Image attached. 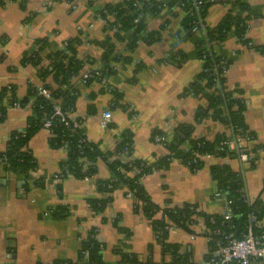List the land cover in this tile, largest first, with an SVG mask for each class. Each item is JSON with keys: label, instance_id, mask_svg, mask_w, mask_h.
Wrapping results in <instances>:
<instances>
[{"label": "crops", "instance_id": "obj_1", "mask_svg": "<svg viewBox=\"0 0 264 264\" xmlns=\"http://www.w3.org/2000/svg\"><path fill=\"white\" fill-rule=\"evenodd\" d=\"M120 1L0 0V87L13 83L17 85L18 96L23 98L30 84L43 85L37 67L21 64L24 54L31 52L38 40L48 42L43 51L46 56L79 37V57L93 61L87 64L86 70H99L103 48L98 42L113 33L106 29L100 12L106 5ZM236 1L211 0L206 24L215 28L228 11L249 17L247 38L250 46L232 32L217 42L215 50L231 62L226 73L229 87H238L244 92L247 123L257 136L256 140L244 144L253 148L264 145V52L257 49L264 47V0H248L247 12H241ZM182 18V13L173 16L168 9L149 18V30H156L169 21L161 40L152 45L141 42L132 54L126 51L124 43H117L122 53L132 56L130 64L118 65L117 72L101 83L87 86L76 79L81 95L71 117L86 118V133L91 142L99 143L106 150L113 149L123 132L130 130L135 141L134 156L153 161L169 153L162 142L152 139L155 129L171 136L179 124L195 123L196 110L205 99L183 93L197 79L202 62L197 55V39L188 35ZM126 37L130 39L131 33L128 32ZM178 50L187 54L181 64L172 60ZM43 63L48 65L49 60L45 59ZM138 66L143 67L135 74ZM86 70L83 75L88 72ZM48 82L53 83L50 78ZM108 86L122 93L128 111L113 105V94ZM91 106L96 108V113L88 114ZM104 108L111 113V123L106 129L100 125L102 114L107 113ZM132 111L134 114L131 115ZM30 115V105L9 109L6 120L0 123L1 151L7 148L13 132L25 131ZM195 127L196 138L213 139L226 130L223 124L211 118L196 123ZM49 138V131L42 129L29 142V149L38 162L37 170L29 179L0 166V264L75 261L91 228L98 230V239L105 245L103 257L107 264H121L120 250L136 253L143 261L152 257L157 262L166 260L170 263V256L164 254L161 244L156 241L149 220L136 210L134 200L125 195L124 189L113 193V201L102 214H94L89 209L87 199L107 195L97 187V179L112 177L109 166L100 162L98 175L92 179L59 181L56 175L61 171L67 150L52 147ZM215 163L229 164L233 170L241 171L238 158H212L196 172L182 160L174 159L168 169L147 175L143 183L160 205L167 200L178 206L190 202L206 213H223L224 201L215 197L217 182L210 172V165ZM244 178L247 191L255 200L261 194L264 180V150L259 151L254 167L246 163ZM37 179H44L45 187L36 186ZM61 182L60 195L58 185ZM63 206L71 207V215L65 218L55 215V211ZM117 220L129 234L117 226ZM169 241L181 244V251L192 253L195 262L203 260L209 250L205 237L198 233L192 239L181 228L171 229Z\"/></svg>", "mask_w": 264, "mask_h": 264}, {"label": "trees", "instance_id": "obj_2", "mask_svg": "<svg viewBox=\"0 0 264 264\" xmlns=\"http://www.w3.org/2000/svg\"><path fill=\"white\" fill-rule=\"evenodd\" d=\"M74 2L75 0H68ZM202 2L198 4L196 3ZM211 0H121L118 3L108 4L101 10L105 19L106 29L113 32L99 45L103 48L102 67L99 70H86L87 64L93 61L90 58H80L78 46L81 43L79 37L65 43L62 49L50 51L43 56V51L48 47L46 40H38L31 52L24 54L21 64H31L38 68L42 80V86L30 84L27 95L18 96L17 85L11 83L0 87V123L7 118L10 108L30 105L31 115L27 119V127L23 132H13L4 151L0 150V166L6 171L30 178L31 173L37 170L38 162L29 149V142L42 129L46 122L51 121L49 142L52 147H63L67 150V157L61 163V171L57 174L61 180L68 178L92 179L97 177L99 163L105 162L112 177L97 179V187L105 195L102 198H89L87 203L94 214H102L113 201V193L124 189L125 195L132 198L135 208L141 211L149 220L156 241L161 244L165 255L170 256V263L163 260L155 261L152 257L143 261L138 254L120 250L121 264H196L190 252H182L181 244L169 241L171 227L181 228L188 234H197L192 228L202 218L209 229V233L202 234L210 237L209 253L205 259L213 256L218 242H227L228 236L233 234L236 238L244 237L249 228L253 227L256 235H264V180L261 194L253 203H249L245 196L244 179L239 171H235L229 164H212L210 172L217 182V188L221 197L230 200V218L223 213H206L199 209L195 203L185 202L181 206L174 205L171 200L163 205L154 201L146 190L143 179L162 169H168L174 159H180L191 171L196 172L206 164V156L213 158H236L237 150L233 149L230 142L235 136H240L247 141L256 140L257 136L247 123V101L241 88H231L227 84L226 73L231 62L217 54L215 45L223 41L230 33H235L245 45L250 46L247 38L249 17L228 11L215 28H209L206 17ZM236 5L241 12L248 11V0H237ZM168 9L173 16L183 14V25L191 37L197 39V55L201 60V70L197 79L192 82L183 95L193 94L205 99L195 113V123L179 124L171 136L164 131L155 129L152 139L166 138L162 143L167 147V156L155 160L138 159L134 156L135 141L133 133L125 130L113 149H103L99 143L91 142L86 133L85 117L70 114L76 112L77 100L81 95L76 85V79L90 86L95 82H103L109 76L116 73L118 65L130 64L132 54L139 43L145 42L152 45L162 38V31L169 21L156 30H149L148 19L157 17L163 10ZM205 30V32H203ZM130 32L131 38L126 34ZM117 43H124V54L119 50ZM264 52V47H258ZM187 58V54L178 50L172 56L176 64ZM49 60L44 65V60ZM143 66H138L135 74H138ZM89 76L84 78L83 72ZM136 77V76H135ZM51 79L53 83L48 82ZM109 88V86H108ZM42 89L48 90L50 97L41 93ZM110 89V88H109ZM104 90V88H103ZM113 94V105L126 111L129 106L125 104L124 97L117 89H110ZM59 106L62 115L55 114L56 106ZM96 113V108L91 106L88 114ZM134 112H131V115ZM87 117V115H86ZM213 119L226 128L213 139L194 135L195 124L205 119ZM64 119V120H63ZM230 131V132H229ZM188 144V147H186ZM242 152L248 155V162L254 167L259 157V151L264 150V145H255L248 148L241 146ZM35 185L45 187L44 179H37ZM62 194V182L58 185ZM55 215L65 218L71 215V207L63 206L55 211ZM117 226L126 234L116 221ZM98 230L91 228L83 239L78 257L72 260H57L51 264H107L103 257L104 243L98 239ZM152 248V247H151ZM239 264V263H233ZM257 264V263H255Z\"/></svg>", "mask_w": 264, "mask_h": 264}, {"label": "built area", "instance_id": "obj_3", "mask_svg": "<svg viewBox=\"0 0 264 264\" xmlns=\"http://www.w3.org/2000/svg\"><path fill=\"white\" fill-rule=\"evenodd\" d=\"M202 2L196 3V5L199 7L198 4H201ZM205 32V30H203ZM84 78H87L89 75L86 73L83 75ZM41 93L46 95L47 97H50V93L46 89H42ZM55 114L62 115L61 108L57 105ZM72 116V114H70ZM64 120V119H63ZM111 123V113H103L102 117L100 119V125L102 128H108ZM51 125V121L48 120L45 124L46 130L49 131V126ZM230 132V131H229ZM49 134L51 135L50 131ZM166 138L163 137H157V142H162ZM247 141V139L242 138L240 136H235L230 142L233 149L237 150L238 160L241 164V174L244 179V185H245V178H244V167L246 163L248 162V155L245 152H242L241 146L244 145V143ZM249 142V141H248ZM212 155H207L205 160L212 159ZM57 180L61 181V179L56 175ZM245 196L249 203H253L255 200L250 197L249 192L247 191V188L245 186ZM215 197L222 199L224 201V211L223 214H225L226 218H230V208L229 205L231 203L230 200H227L226 198L221 197V192L217 189V192L215 193ZM174 227H171L173 229ZM192 228L196 231L197 234H189L191 235L192 239L196 238V235L198 233L200 235L204 233H209V229L206 227V224L202 218H199V222L192 226ZM203 236V235H202ZM156 237V236H155ZM205 237L206 241L210 242V237ZM209 253V250L207 254ZM213 256L210 259H203L199 262H195L196 264H233V263H239V264H255V263H261L264 264V235H256L253 227H250L247 234L242 238H236L233 234L228 236L227 242H218L217 248L213 251Z\"/></svg>", "mask_w": 264, "mask_h": 264}, {"label": "water", "instance_id": "obj_4", "mask_svg": "<svg viewBox=\"0 0 264 264\" xmlns=\"http://www.w3.org/2000/svg\"><path fill=\"white\" fill-rule=\"evenodd\" d=\"M104 111H105V112H109V109H108V108H104Z\"/></svg>", "mask_w": 264, "mask_h": 264}]
</instances>
